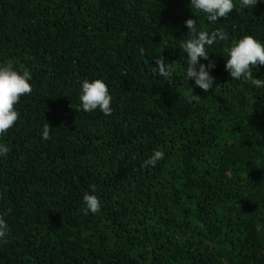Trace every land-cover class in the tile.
Here are the masks:
<instances>
[{"label":"trees","instance_id":"obj_1","mask_svg":"<svg viewBox=\"0 0 264 264\" xmlns=\"http://www.w3.org/2000/svg\"><path fill=\"white\" fill-rule=\"evenodd\" d=\"M189 5L0 0V63L33 75L0 136V264H264V88L225 71L233 41L264 42V0L213 24ZM188 19L229 34L208 49V92L185 78ZM159 57L173 76L151 72ZM85 79L106 83L111 115L79 108ZM154 150L164 159L142 167Z\"/></svg>","mask_w":264,"mask_h":264},{"label":"clouds","instance_id":"obj_2","mask_svg":"<svg viewBox=\"0 0 264 264\" xmlns=\"http://www.w3.org/2000/svg\"><path fill=\"white\" fill-rule=\"evenodd\" d=\"M261 0H190L189 7L192 13H200L209 24H213L221 18H227L234 7L240 9L255 8ZM185 27L190 30V39L181 44L185 56V78L187 81H194L195 86L210 91L216 84L211 72L216 64L210 59L208 49L217 42L229 40V34L223 28H216L212 31L196 29V20L188 19ZM143 53V49H141ZM227 56L225 71L229 73L232 80H244L256 89L264 88V77L253 76L254 67L264 66V42L252 35H245L239 40L232 42L231 46L225 49ZM201 60L208 61L207 64ZM172 64H166L162 57L155 59V67L150 70L153 74H159L166 78L173 76ZM33 75L30 70L23 66L17 68L13 61L9 60L0 63V136L7 134L20 117L19 111L15 108L20 98L32 92L31 81ZM79 108L84 112L99 110L105 116L112 114V96L106 83L102 79L88 80L81 82L79 91ZM50 135V127L44 124L42 139L47 140ZM10 152L7 143L0 141V159L6 158ZM164 152L154 150L148 159L144 160L142 167H154L158 161L164 159ZM95 187H92V193ZM82 207L87 215L89 212L95 214L100 211L101 202L94 194L85 192L82 198ZM0 214V242H3L8 235V224Z\"/></svg>","mask_w":264,"mask_h":264}]
</instances>
